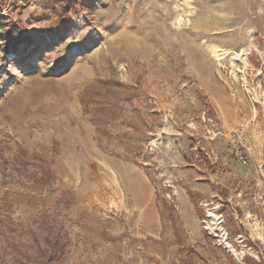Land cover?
<instances>
[{"label":"rangeland","instance_id":"rangeland-1","mask_svg":"<svg viewBox=\"0 0 264 264\" xmlns=\"http://www.w3.org/2000/svg\"><path fill=\"white\" fill-rule=\"evenodd\" d=\"M51 2L0 0V264H264V0Z\"/></svg>","mask_w":264,"mask_h":264},{"label":"bare ground","instance_id":"bare-ground-1","mask_svg":"<svg viewBox=\"0 0 264 264\" xmlns=\"http://www.w3.org/2000/svg\"><path fill=\"white\" fill-rule=\"evenodd\" d=\"M212 51H213V53L215 54V56L217 57L218 60L219 59H222L223 55H226V53L228 52L227 50L222 49V48L217 47V46H214ZM243 54H244V52H242V54L237 53V52H234V56L235 57H239L241 55L243 56ZM209 88L214 93V95L217 97L216 98V101L220 105V107H222V109H223V115L226 118H231V115H232V113H231V107H230L229 103H227V101H225V99L223 98V96L219 93V89L217 87H213V84H209ZM255 230H258V225H257V227H256ZM260 237H262V236H260Z\"/></svg>","mask_w":264,"mask_h":264},{"label":"built area","instance_id":"built-area-1","mask_svg":"<svg viewBox=\"0 0 264 264\" xmlns=\"http://www.w3.org/2000/svg\"><path fill=\"white\" fill-rule=\"evenodd\" d=\"M245 126L242 125L240 126L236 132V139L240 140L241 142L240 143H236V146L234 145V148H235V152L236 154L240 157V158H244L245 157V152L243 151L242 147H244V143L242 142L244 139H243V135L245 134Z\"/></svg>","mask_w":264,"mask_h":264},{"label":"trees","instance_id":"trees-1","mask_svg":"<svg viewBox=\"0 0 264 264\" xmlns=\"http://www.w3.org/2000/svg\"><path fill=\"white\" fill-rule=\"evenodd\" d=\"M52 4H56L59 3L62 5L63 8H65V11L73 4L74 1L76 0H51ZM50 2V0H49ZM84 104V108L86 109L89 105V101L83 103Z\"/></svg>","mask_w":264,"mask_h":264}]
</instances>
